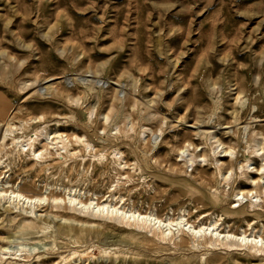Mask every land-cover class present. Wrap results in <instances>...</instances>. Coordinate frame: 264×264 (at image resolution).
I'll return each mask as SVG.
<instances>
[{
	"label": "rangeland",
	"instance_id": "1",
	"mask_svg": "<svg viewBox=\"0 0 264 264\" xmlns=\"http://www.w3.org/2000/svg\"><path fill=\"white\" fill-rule=\"evenodd\" d=\"M86 74L100 83L82 80ZM53 77L59 78L49 83L55 92L34 94ZM0 101L18 110V128L8 140L18 138L19 146L46 127L62 133L69 150H83L77 136L98 149V157L84 162L52 151L63 164L45 173L28 157L11 168L3 158L0 177L20 192L50 197L30 218L25 206L13 213L0 204V237L18 235L0 246L23 255L8 259L11 264H65L62 258L83 253L84 259L69 263L136 264L135 257L141 264H201L202 258L264 264V256L246 246L208 252L162 247L146 240L144 231L87 210L75 213L68 201L72 192L83 201L108 200L163 220L185 214L200 221L206 213L205 222L219 220L224 233L264 239V217L238 220L225 214L226 207L196 201L203 193L221 194L228 208L245 204L264 216V179L252 181L264 165V0H0ZM225 148L232 149L229 158H223ZM230 160L234 166L220 174L218 167ZM122 161L124 169L114 164ZM240 189L253 192L237 198ZM52 195L66 204L52 203ZM46 208L50 229L21 234L24 219L48 222ZM58 215L88 220L92 229L115 227L120 239L137 243V254L125 243L62 235L58 224H81ZM116 253L131 260L116 259Z\"/></svg>",
	"mask_w": 264,
	"mask_h": 264
},
{
	"label": "bare ground",
	"instance_id": "2",
	"mask_svg": "<svg viewBox=\"0 0 264 264\" xmlns=\"http://www.w3.org/2000/svg\"><path fill=\"white\" fill-rule=\"evenodd\" d=\"M98 76H93L90 74H86L83 76L84 81L91 82V83H100L98 80ZM59 78H50L47 79L44 84H48L45 87H42L38 89L34 94H41L42 90H45L47 93L55 92L56 87H54L53 84H49L53 80H56ZM63 79L64 82H66L68 79ZM25 86H28L25 83ZM29 86H34L35 83H30ZM118 86V85H117ZM263 108V107H261ZM260 108V109H261ZM18 113V110L12 106H6L4 103L0 101V128H5V132L0 135V165L5 163L3 161V158L5 157L7 160V167L11 168V164L18 161V158H24L28 157V159L32 161H37L39 169L38 171L40 173H45L50 171L51 169L57 168L61 166L63 163L60 162V160L56 159L53 152L55 151V154L58 156H62L63 154H66L67 156H73L80 160V162H84V160L87 157H90L92 160L95 157H98L97 154V148L95 145L91 144L87 138L83 136H77L76 139L79 141V143L83 146V150L77 151V150H69L68 148L71 146L69 145V141L67 143H64L63 141V134L59 133L57 131L47 132L45 130L46 127L41 128V130L35 132L33 135L28 136L27 139H24V144L22 146H19L18 138L11 137L10 143L8 144V136L13 135L15 130H17V126H14V115ZM105 118H108V116H105ZM253 118H258L257 115L253 116ZM43 117L39 118L42 120ZM248 127L245 129L247 130ZM132 130L133 127H132ZM149 130L148 128L144 127L143 131ZM151 131V130H149ZM152 133V137L156 136V133ZM62 142L61 145H59ZM222 144V143H221ZM7 148L9 150H7ZM232 149H224L225 155L223 158H229L230 156L228 153H231ZM263 150V148L261 149ZM182 151V150H181ZM119 153L113 155V159H116V155ZM103 157V155H100ZM202 157V156H201ZM61 158H65L62 156ZM195 158V157H194ZM220 160H216V162H219ZM125 163L124 166L122 164ZM115 165H117L119 168L124 169L127 165L126 162L122 161L120 163L114 162ZM224 163L221 164L220 167H218V170L220 174L225 169H230L234 166V161L230 160L226 167H223ZM1 167V166H0ZM263 168L264 165L261 166V168H257L256 172L254 173L255 176H258L257 179L252 178L253 182H256L259 185L262 179L263 175ZM1 175V174H0ZM222 178H224L223 175H221ZM226 180V177L224 178ZM28 185V184H26ZM31 187H33L32 184H29ZM249 186H251L249 184ZM47 187V186H46ZM259 187V186H258ZM256 187V188H258ZM260 188V187H259ZM47 189V188H46ZM255 189V188H254ZM190 191V189H189ZM253 192V189H240V191L236 194V197H240L241 195L243 197L248 196L249 193ZM258 197L260 195H257ZM79 196H76L75 194L69 193L68 194V201H69V210L74 211L75 213H83L84 210L88 211V215L95 216L98 218L103 219L105 222H117L119 224H124L127 228H134L140 231L146 232V234H143L142 236L145 237L146 240L152 241L153 243H157V245H160L162 247H169L172 246L176 250H199V249H205L208 251L210 250H232L236 248L237 246H246L248 250H255L256 253L260 254L261 256H264V239L261 236H255L250 237V235H247L246 232H243L241 235L234 234L232 232L224 233L222 230H220L222 223H219V220H215L211 223H207L205 221H208L210 218L209 214L206 215V213H202L200 215H204L200 221L192 220L190 218V215H180L177 218H169L168 220H163L159 218L157 215L154 214H143L139 213L138 211H126L122 206L117 207V205L113 204L112 202L108 200H103L101 202L98 201V199L90 198L86 201H83L82 198H78ZM109 198V197H108ZM52 203H59V202H65V200H62V198H59L57 196L52 195L51 196ZM50 201V197L46 196H31L29 194L20 192L18 190V185H12L9 181L4 180V177H0V204H2L3 208H6L7 211H13L16 210L18 212L19 208L30 209V214L27 216L28 218L34 217L35 215V207H41L44 202ZM196 201L200 203L203 206H211L212 208L218 207V208H224L226 207L225 214L236 219H243L247 220L248 217H255L257 219H261L264 216L260 212H254L251 214V212L248 211L247 206L244 204H238L234 207L228 208L227 206V199L225 196L221 194H201L199 197H197ZM239 200H237L238 202ZM252 206V205H251ZM45 212V218H47L48 222L40 223L39 221L36 222H27V220H23L22 223L24 224L21 226L22 232L21 234H29L34 233L35 230L37 232H42L45 230L50 229L52 220V213L49 211L48 208L44 209ZM250 213V214H249ZM65 221H78L81 225L77 224L78 226L69 224V225H62L58 224L57 232L69 236L70 238L76 240V239H84L91 236L92 238L97 239H104L106 242L109 243H119L124 244L125 248L134 254V256L137 254L133 250L135 247L133 245H137V243L132 242V240L127 239H120L118 237V234H115V227H112L108 224H102V226L98 227L97 229H92V227L89 225L91 222L88 220L77 218L76 216H62ZM56 217V215H55ZM255 218V219H256ZM13 223H16L18 221V215L16 217H13L11 219ZM249 226H251V223H249ZM4 227H8V225H5ZM12 229V227H10ZM148 234L151 235L152 240L148 239ZM14 237L15 239L18 238V235L10 234L8 237H0V240L4 243L7 241L8 238ZM6 240V241H5ZM14 242V241H9ZM7 243V242H6ZM250 244V245H249ZM260 244V245H259ZM9 246H0V262H2L4 259L6 261L4 264H11V262L8 261V259L12 258L13 260H18L17 252H11L9 250ZM193 248V249H192ZM25 255V254H24ZM5 256H9L8 258H4ZM87 256V253L80 254L79 256H76L75 254L71 257L65 259L62 258V261L65 262V264H70L69 262L72 261L71 259L78 257L80 260L85 258ZM108 256H111V254L108 253ZM116 259H119L120 257H124L125 262H129L131 258L126 257L129 255H126V253L121 254H112ZM40 256L37 257L39 259ZM70 260V261H69ZM264 260V259H263ZM132 261L136 264H141V260L139 258H132ZM15 264H18L17 262ZM174 264H196L192 262L191 260H180L175 262ZM201 264H219L218 259H201Z\"/></svg>",
	"mask_w": 264,
	"mask_h": 264
}]
</instances>
